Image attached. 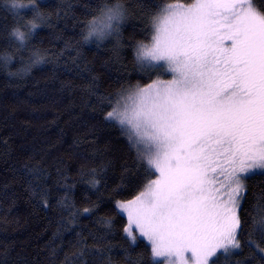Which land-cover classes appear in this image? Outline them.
I'll use <instances>...</instances> for the list:
<instances>
[{
  "label": "trees",
  "instance_id": "16d2710c",
  "mask_svg": "<svg viewBox=\"0 0 264 264\" xmlns=\"http://www.w3.org/2000/svg\"><path fill=\"white\" fill-rule=\"evenodd\" d=\"M117 2L126 10L119 31L85 42L88 22ZM171 2L177 0H37L42 19L34 21L29 9L0 0V56L13 57L6 67L0 61V264H92L96 250L104 264H153L146 240L129 247L116 202L137 195L156 173L105 116L118 94L169 77L138 62L136 50L151 41L153 18ZM252 3L264 13V0ZM30 22L40 26L18 47L11 33L27 32ZM36 49L44 63L9 75L30 64ZM245 185L248 211L264 195V174ZM249 256L244 248L235 260Z\"/></svg>",
  "mask_w": 264,
  "mask_h": 264
},
{
  "label": "snow or ice",
  "instance_id": "6c2138e0",
  "mask_svg": "<svg viewBox=\"0 0 264 264\" xmlns=\"http://www.w3.org/2000/svg\"><path fill=\"white\" fill-rule=\"evenodd\" d=\"M40 6L11 5L29 9L34 21L42 19ZM125 19L122 4L105 3L84 41L105 39ZM39 26L13 29L18 47ZM152 27L151 44L138 46L137 61L171 78L118 94L105 116L146 156L150 174H159L134 199L117 203L127 215L124 238L129 247L146 240L153 264H220L221 257L225 264H264V195L248 211L242 203L244 181L264 174V13L252 0H177L160 9ZM32 55L9 75L45 62L39 49ZM12 59L0 56L5 67ZM100 223L111 229L110 220ZM241 239L250 256L236 261ZM90 258L104 264L99 250Z\"/></svg>",
  "mask_w": 264,
  "mask_h": 264
},
{
  "label": "rangeland",
  "instance_id": "374dc122",
  "mask_svg": "<svg viewBox=\"0 0 264 264\" xmlns=\"http://www.w3.org/2000/svg\"><path fill=\"white\" fill-rule=\"evenodd\" d=\"M171 3H175V2H171ZM167 4H169V3H167ZM166 4V5H167ZM153 30V29H152ZM154 34V30H153V33H152V35ZM93 38H95V37H93ZM96 39V38H95ZM98 40V39H97ZM149 44H151V41L149 42V43H146V45H149ZM144 64H148L147 62H143ZM171 78V75L169 74V77H167V78H156V79H154V80H157V79H170ZM151 83V82H150ZM149 83H147V84H145V85H142L141 87H145V86H147ZM130 90H132V91H134L135 90V87L133 88V89H130ZM129 94V90L127 91V93L125 94V96L126 95H128ZM111 111V110H110ZM135 146V145H134ZM136 147V149H137V146H135ZM138 150V149H137ZM138 152H140V151H138ZM143 156H144V154L142 153V152H140ZM144 159L147 161V159H146V156H144ZM257 172H259V170L257 171ZM159 174L158 173H156V176H158ZM156 176H155V178H156ZM155 178H153V179H155ZM244 183H245V181H244ZM139 194V193H138ZM137 194V195H138ZM137 195H135L134 197H132V198H130V199H127V200H119V201H117L116 202V205H117V203L118 202H127V201H129V200H132V199H134ZM117 210L119 211V209L117 208ZM125 217H126V220H127V215L126 214H123ZM127 225V224H126Z\"/></svg>",
  "mask_w": 264,
  "mask_h": 264
}]
</instances>
